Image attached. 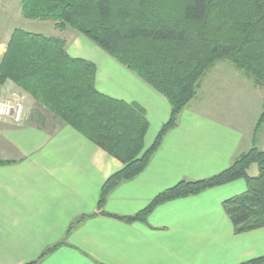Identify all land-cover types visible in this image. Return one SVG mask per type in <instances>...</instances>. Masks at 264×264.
Masks as SVG:
<instances>
[{"label": "crops", "instance_id": "obj_1", "mask_svg": "<svg viewBox=\"0 0 264 264\" xmlns=\"http://www.w3.org/2000/svg\"><path fill=\"white\" fill-rule=\"evenodd\" d=\"M58 31L69 55L95 64L100 93L144 109L150 146L170 116L166 98L83 35ZM10 34L0 35V58ZM12 87L8 80L0 90ZM191 101L144 170L100 208L101 186L122 168L119 160L56 117L34 119L30 102L26 120L0 121V264H245L264 255V227L235 233L222 207L245 191L242 179L159 204L145 222L114 217L137 213L179 181L217 174L246 152L239 122L189 109Z\"/></svg>", "mask_w": 264, "mask_h": 264}, {"label": "trees", "instance_id": "obj_2", "mask_svg": "<svg viewBox=\"0 0 264 264\" xmlns=\"http://www.w3.org/2000/svg\"><path fill=\"white\" fill-rule=\"evenodd\" d=\"M20 4L23 18L52 20L58 30L73 29L170 104L168 120L145 148L144 109L100 93L93 62L69 55L64 38L12 30L0 58V85L11 81L122 163L101 186L99 208L112 189L144 170L179 113L196 97L200 79L216 62L229 61L264 90V0H20ZM263 121L264 107L256 128ZM4 163L0 160V165ZM252 164L258 169L255 176L247 172ZM239 179L245 182V191L222 202L233 230L263 228L264 150L254 146L217 174L179 181L137 213L112 216L145 222L159 204ZM245 264H264V255Z\"/></svg>", "mask_w": 264, "mask_h": 264}, {"label": "rangeland", "instance_id": "obj_3", "mask_svg": "<svg viewBox=\"0 0 264 264\" xmlns=\"http://www.w3.org/2000/svg\"><path fill=\"white\" fill-rule=\"evenodd\" d=\"M0 2V35L10 34L15 28L45 36L59 35L55 22L52 20L41 21L23 18L19 11V7L21 8L20 0H1ZM64 30L73 29L66 27ZM6 90H0V100L10 98L14 102H20L24 112L23 120H26V107L29 106V102L30 104L33 103V107H30L27 112L34 119L53 116L14 83L11 89ZM26 98H28V102ZM201 101H203L204 106H201ZM206 106L208 107L206 108ZM263 107V88L254 83L251 75L237 69L227 60L216 62L204 74L200 79L197 95L189 105V109L203 108L209 117L232 119L239 122L244 136L242 146H246L245 151L253 146L259 150H264V121L256 128ZM247 172L250 176H255L258 172L256 164H252Z\"/></svg>", "mask_w": 264, "mask_h": 264}, {"label": "built area", "instance_id": "obj_4", "mask_svg": "<svg viewBox=\"0 0 264 264\" xmlns=\"http://www.w3.org/2000/svg\"><path fill=\"white\" fill-rule=\"evenodd\" d=\"M24 112L22 104L18 101H12L10 98L0 100V121L10 119L15 123L23 120Z\"/></svg>", "mask_w": 264, "mask_h": 264}]
</instances>
